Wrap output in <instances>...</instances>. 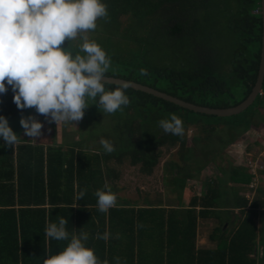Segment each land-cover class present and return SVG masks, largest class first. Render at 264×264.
<instances>
[{
	"label": "trees",
	"instance_id": "trees-1",
	"mask_svg": "<svg viewBox=\"0 0 264 264\" xmlns=\"http://www.w3.org/2000/svg\"><path fill=\"white\" fill-rule=\"evenodd\" d=\"M261 1L104 0L109 16L98 20L90 38L111 58L107 77L198 106L233 108L251 95L258 79ZM68 46L65 41L63 47ZM70 50L78 53L75 42ZM118 86L106 83L107 90ZM126 95L130 104L115 114H103L97 105L85 110L97 127H110L98 137L90 136L95 141L91 149L78 135L59 144L56 126L54 141L41 138L34 144L27 139L14 149L0 140V264H42L46 253L63 250L67 241L45 235L47 223L60 217L68 220L69 232L88 233L87 246L109 264L117 257L123 264H264V190L248 197L245 193L252 192L257 173L250 165L232 164L225 152L245 134L264 127V84L251 107L225 118L195 113L132 88ZM34 112L19 110L11 90L0 95V115L17 135L24 131L20 119ZM172 114L182 119L183 136L160 128L159 121ZM221 120L227 123H217ZM69 131L74 132L71 127ZM189 132H195L193 145ZM101 138L113 142V153L97 151ZM175 149L184 164L170 159L166 171L178 203L184 202L190 180L199 179L211 164L217 168L186 208L184 203L148 197L132 201L119 195L120 166L129 163L151 176L164 155ZM105 185L117 194V206L101 213L95 192ZM81 191L85 195L78 199ZM211 221L216 224L202 232ZM204 233L210 243L205 246L199 244ZM105 234L108 239L99 238Z\"/></svg>",
	"mask_w": 264,
	"mask_h": 264
},
{
	"label": "clouds",
	"instance_id": "clouds-1",
	"mask_svg": "<svg viewBox=\"0 0 264 264\" xmlns=\"http://www.w3.org/2000/svg\"><path fill=\"white\" fill-rule=\"evenodd\" d=\"M108 16L104 0H0V95L11 90L13 103L19 110L35 108L37 114L57 126H74L91 105H97L103 114H115L128 106L129 85L106 89L104 78L112 61L90 38L98 27V20H106ZM65 41L67 48L63 47ZM73 42L79 49L75 55L70 50ZM146 74L141 70V75ZM20 125L24 135L33 138L31 141L41 137L44 125L34 116L22 117ZM159 126L165 133L184 135L183 121L175 114L160 120ZM0 140L14 149L21 142V137L2 115ZM99 144L106 154L115 151L109 139L101 138ZM258 169L264 170V167ZM84 195L85 191H81L78 199ZM95 197L101 213L117 206V194L107 185L96 190ZM67 224L68 220L63 217L58 222L47 223L48 239L68 243L56 254L46 253L42 264H109L102 262L95 250L87 246L88 233L74 229L69 232ZM99 238L108 239V234ZM115 264L123 262L117 257Z\"/></svg>",
	"mask_w": 264,
	"mask_h": 264
},
{
	"label": "rangeland",
	"instance_id": "rangeland-1",
	"mask_svg": "<svg viewBox=\"0 0 264 264\" xmlns=\"http://www.w3.org/2000/svg\"><path fill=\"white\" fill-rule=\"evenodd\" d=\"M35 118L38 121L42 122L44 125L42 129L43 131L42 138L43 139L50 138L51 140L54 141L53 139L54 127H52L53 124L49 122V119H46L45 116L43 115L40 116L36 115ZM94 121L91 119V117L84 115L81 121L74 122L75 127L72 125H66V126L64 125L63 126L65 128V132L63 134L64 141L68 144L70 143V140H72L71 138L73 137V135L76 136L78 135L79 137H82V140L83 139L86 140V142L88 143L86 147H90L91 149L92 145H94L93 142L95 143V141H93V138H90V136L92 135L94 138L98 137L99 135H102L101 132L103 130L110 128L107 127L104 129L97 127ZM217 123L225 124L227 122L225 120H221L218 121ZM69 127H71V131L74 132L70 133ZM256 130L257 129H253L252 134L247 133L244 136H242L235 144L227 148V150L225 151L227 153L228 160L231 161L232 164L236 166H244V167L246 165H250L253 173H256L257 171L258 177L256 179V182L252 184L253 186L252 192L247 191V193H245L251 199H253L256 195H258L257 190L259 188L264 190V174H262L258 169V167H264V163L262 161V159H264V142L261 144V142L264 141V127L259 128L257 131ZM222 133L224 134V132ZM193 134H195V132L193 133L189 132L188 134V139L191 145H193L191 143V136ZM40 139L41 138H38L36 140V143L40 142ZM75 139L76 137H74L71 142H73ZM260 139H262V141L258 142V140ZM212 147L214 149L213 144ZM201 149H203V147ZM97 151L102 152L103 151L102 147H99ZM172 153L173 154L166 153L164 155V158L162 159L161 163L155 168L151 176L143 175L139 171V167L130 166L128 162H127L128 164H125L124 166H120L119 171L121 173V179L118 181V184H119V188L121 189V192L119 193V195L122 198H126L132 201H136L137 199L143 200L144 198L148 197L152 201L164 200V202L166 203L169 202L171 205L184 203L183 205L187 207L193 196L196 195L199 196L203 192V182L206 180L207 177H211L212 175L215 174V172L217 173V168L213 164H211L207 169H205V171H203L199 179L190 180L188 182L189 192L188 193L185 192L184 202L180 201L178 203V198H177L178 196H176V194L172 192V188L173 189L176 188L168 184L170 181H172L173 178H171L170 174H168V172L166 171V167H167L166 162L169 161L170 159H174L182 165L184 163L181 159L180 154L178 153V149L173 150ZM196 155H197L196 156L197 161L202 159L200 155V151H197ZM261 155L263 157H261ZM259 157L260 159H257ZM250 162H253V164H251ZM199 164L201 165L202 163ZM215 224H216L215 221H211L210 224L208 225L206 224L205 226H202V232L209 231L208 230L209 227H213ZM202 239H208V234L204 233L201 236L200 243H202ZM206 243L209 242L206 240Z\"/></svg>",
	"mask_w": 264,
	"mask_h": 264
},
{
	"label": "water",
	"instance_id": "water-1",
	"mask_svg": "<svg viewBox=\"0 0 264 264\" xmlns=\"http://www.w3.org/2000/svg\"><path fill=\"white\" fill-rule=\"evenodd\" d=\"M262 18H263V43H262V53H261V65H260V71L258 75V79L256 82V85L251 93V95L240 105L233 107V108H228V109H214V108H209V107H203V106H198L192 103L185 102L181 99H178L176 97H173L171 95H168L164 92L158 91L154 88L132 82V81H127L124 79L120 78H114V77H105L104 82L109 83V84H114V85H122L124 83H127L129 85L128 88H132L137 91H142L147 94H151L155 97L164 99L166 101H169L171 103H174L178 106H181L185 109L194 111L195 113H201V114H206V115H212V116H218V117H232L235 115H239L246 111L249 107L253 105L257 97L261 94L263 84H264V0L261 1V11H260Z\"/></svg>",
	"mask_w": 264,
	"mask_h": 264
},
{
	"label": "crops",
	"instance_id": "crops-1",
	"mask_svg": "<svg viewBox=\"0 0 264 264\" xmlns=\"http://www.w3.org/2000/svg\"><path fill=\"white\" fill-rule=\"evenodd\" d=\"M36 115H38V116H40L39 114H37L36 113V111L34 112V114H33V116L35 117ZM53 125H52V127H54V126H56V129H57V142L59 143V144H62L63 143V138H64V136H63V130H64V125H56L55 123H52ZM257 131V130H256ZM53 132V131H52ZM252 132L253 131H250L249 133H251L252 134ZM248 133V134H249ZM21 141H25V140H27V139H33V138H30V137H27L26 135H24V131H23V133L21 134ZM43 137V131H42V135H41V137L40 138H42ZM60 139H61V141H60ZM77 139V138H76ZM34 144H36V141L34 142ZM46 147H48V145L46 144ZM201 195V194H200ZM183 207H185L184 205H182ZM186 208V207H185ZM261 218V217H260ZM207 234V233H206ZM200 238H201V236H200ZM206 240L208 241L209 239H202V243H200V239H199V244L200 245H203V246H205V245H209L210 243H206ZM209 242V241H208Z\"/></svg>",
	"mask_w": 264,
	"mask_h": 264
},
{
	"label": "bare ground",
	"instance_id": "bare-ground-1",
	"mask_svg": "<svg viewBox=\"0 0 264 264\" xmlns=\"http://www.w3.org/2000/svg\"><path fill=\"white\" fill-rule=\"evenodd\" d=\"M243 165V164H242Z\"/></svg>",
	"mask_w": 264,
	"mask_h": 264
}]
</instances>
